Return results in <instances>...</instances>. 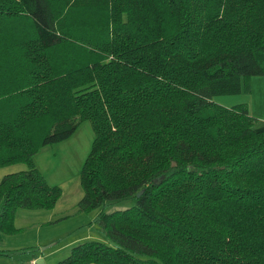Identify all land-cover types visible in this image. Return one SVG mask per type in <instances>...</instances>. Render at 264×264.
<instances>
[{
    "label": "trees",
    "instance_id": "obj_1",
    "mask_svg": "<svg viewBox=\"0 0 264 264\" xmlns=\"http://www.w3.org/2000/svg\"><path fill=\"white\" fill-rule=\"evenodd\" d=\"M260 74L264 0H0V167L25 164L0 178V238L55 207L34 156L89 119L77 208L107 240L54 264H264V128L215 100Z\"/></svg>",
    "mask_w": 264,
    "mask_h": 264
},
{
    "label": "rangeland",
    "instance_id": "obj_2",
    "mask_svg": "<svg viewBox=\"0 0 264 264\" xmlns=\"http://www.w3.org/2000/svg\"><path fill=\"white\" fill-rule=\"evenodd\" d=\"M250 92L251 89L249 92L243 91L239 93L217 94L215 95V100L227 106L240 102L247 103V100H249L250 97ZM247 94L248 96L245 97L244 95ZM253 106L257 109L260 108L257 100ZM248 109L251 111L249 106ZM94 136L95 132L92 123L89 119H87L79 124L75 132L69 138L60 142L46 145L39 151L40 154L38 163L40 170L45 175L49 183L59 184L62 187L61 197L64 199L73 197V195L76 194L75 188L78 189L79 193L82 192L80 173L83 163L91 149ZM18 164L25 167L24 163ZM3 169L0 170V173L4 172ZM129 204H131L129 200L119 201L106 209L125 207ZM17 210L18 216L14 222L23 226L24 228L22 232L15 234H5L7 235L5 240L7 239V243H13L14 246L23 247L18 249H10L11 254L1 253L0 264H22V260L30 255V248L38 251L39 248L43 249L44 247L47 249L45 253L40 255L41 257L37 259V264H54L58 260L67 256L70 247L81 240L89 238L107 240L102 227L94 220L97 211H100L101 207L90 211H79L77 206H74V204L70 205L66 211L67 213H65L67 215H65L59 224L55 225L53 228L44 227L41 230L42 234L50 230L53 232H59V242L55 243L54 241H44V243L39 245V247H37L35 244L37 242L34 243L36 240L37 227L31 226V222L35 220L34 217H32L34 215L29 214L27 212V208H18ZM21 213L26 214V216L21 217ZM17 224H15V226ZM78 238V241L73 242V240H77ZM8 239L11 240L8 241ZM26 245H31L33 247ZM0 246L3 247L5 244L0 241ZM24 246L26 247L24 248ZM36 247L37 249H35Z\"/></svg>",
    "mask_w": 264,
    "mask_h": 264
},
{
    "label": "crops",
    "instance_id": "obj_3",
    "mask_svg": "<svg viewBox=\"0 0 264 264\" xmlns=\"http://www.w3.org/2000/svg\"><path fill=\"white\" fill-rule=\"evenodd\" d=\"M250 82H251V92L249 95L250 96L249 100H247V104L251 109V111L250 110L249 111L251 114L256 116L257 119L259 120V123L257 120V124H256L257 127L264 128V112H263V110H264V74L253 75L250 79ZM244 96L246 97V96H248V94L244 95ZM256 100L258 101V103L260 105V108H258V109L254 108V106H253L254 103H256ZM254 113H256L258 116ZM39 154H40V152L39 153L37 152L35 154L34 160H35L36 165L40 169V166L38 163ZM3 168H6V166L0 167V170ZM8 168H10V169H8ZM23 168H24V166L19 165L18 163L7 165V168L3 169L4 172L0 173V178L5 173L17 171V170H20ZM75 191H76L77 195L75 194L76 196L73 195V197H71V198L64 199L60 196L55 207L52 209H28L27 212L29 214L34 215L32 217H34V219H35L34 221L31 222L32 223L31 226L37 227L36 240L34 241V243L37 242V243H35L37 247H39V245L44 243V241L45 242L54 241L55 243L59 242V236H60L59 232H53L50 230V231H46L42 234L41 230L44 227H52V228L55 227V225L59 224L63 220L65 215H67L65 213H67L66 211L70 205L74 204V206H77V202L80 199V197L82 196L83 190H82V192L79 193L78 189L75 188ZM98 212L99 211H97V214H98ZM21 215H22L21 217L26 216V214H23V213H21ZM17 216H18V210L16 211L15 221L17 219ZM15 224H17V223H15ZM16 226L20 228V230L18 232H22L24 227L21 225H18V224ZM13 234H15V233H13ZM6 236L7 235L4 234V235H2V237L0 239V241L5 244V246H3V247L0 246V249H18V248L23 247V246H21V247L14 246V244L13 243L10 244V242L7 243V241H6L7 239L5 240ZM41 236H44V237H41ZM10 240L11 239H8V241H10ZM78 240H79V238L77 240H73V242H76ZM26 246H31V245H26ZM26 246H24V248ZM31 247H33V246H31ZM37 247L35 249H37ZM46 249L47 248L44 247L43 249L39 248L38 251H36V250L30 248L29 249L31 251L29 253L30 255L27 258L22 260V262H23L22 264H28L30 262H35V264H37V259L41 257L40 255H43V253H45ZM39 253H41V254H39ZM89 264H99V263H89Z\"/></svg>",
    "mask_w": 264,
    "mask_h": 264
},
{
    "label": "built area",
    "instance_id": "obj_4",
    "mask_svg": "<svg viewBox=\"0 0 264 264\" xmlns=\"http://www.w3.org/2000/svg\"><path fill=\"white\" fill-rule=\"evenodd\" d=\"M28 264H35V262H31V263H28Z\"/></svg>",
    "mask_w": 264,
    "mask_h": 264
},
{
    "label": "water",
    "instance_id": "obj_5",
    "mask_svg": "<svg viewBox=\"0 0 264 264\" xmlns=\"http://www.w3.org/2000/svg\"><path fill=\"white\" fill-rule=\"evenodd\" d=\"M141 193V191L140 192H138V195Z\"/></svg>",
    "mask_w": 264,
    "mask_h": 264
}]
</instances>
